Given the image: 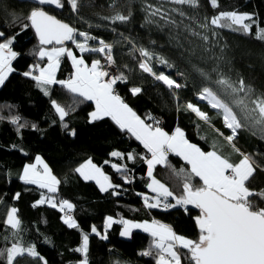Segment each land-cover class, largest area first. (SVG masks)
<instances>
[{
	"label": "trees",
	"instance_id": "trees-1",
	"mask_svg": "<svg viewBox=\"0 0 264 264\" xmlns=\"http://www.w3.org/2000/svg\"><path fill=\"white\" fill-rule=\"evenodd\" d=\"M63 2L64 7L57 9L54 5L0 0V31L13 39L11 47L18 54L12 61L13 72L0 86V249L9 248L18 240L24 247L34 246L43 257L39 260L25 254L17 257L14 264H83V254L75 249L82 244V234H87L88 264H156L155 251L151 256L140 255L148 250L152 241L150 235L133 231L130 238L123 239L120 237L122 224L115 223L106 231L107 239H101L92 228L102 235L108 217L134 223L155 220L170 226L177 235L195 240L199 230L194 218L199 210L190 205L187 212L182 207L167 211L145 207L147 168L141 157L149 154L140 143L130 133L121 131L111 118L91 121L90 113L95 111L92 101L74 96L59 84L49 86L50 94L45 96L35 81L23 75L35 65L46 63L45 58L40 60L36 54L42 46L34 29L23 27L30 23L26 17L34 7H40L75 29L97 37L89 41L90 46H98L100 39L111 44L117 75L126 77L124 82L118 80L114 89L141 119L149 124L158 121V126L169 134L179 127L186 139L203 151H212L215 144L221 155L238 162L240 156L215 131L218 129L227 136L230 130L224 127L216 110L197 97L204 81L194 66L211 72L218 65L231 79L242 77L258 93L264 92V41L255 39V34L264 28V0H218L216 8L211 6L210 0H197L195 7L170 0H79L77 12L71 10L67 0ZM149 5L160 9L164 18L149 16ZM232 11L253 18L251 34L210 24L219 13ZM117 12L126 16L130 13L129 20L113 24L102 19ZM204 24L209 27H202ZM204 36L208 37L207 41L202 39ZM3 40L0 38V42ZM65 45L73 47L71 41H66ZM133 46L167 59L173 67L157 63L155 58L151 66L155 72L169 75L183 87L169 90L143 72L139 67L142 58L139 52H133ZM95 56L99 59L100 54H84L87 61ZM63 63L57 80H66V74L71 71L69 65ZM133 87L140 88V93L133 95L130 91ZM52 100L69 111L63 122L52 108ZM189 102L206 112L211 124L187 110L185 105ZM149 116L153 119H148ZM13 117H19V124L24 126L12 124ZM65 123L67 128L63 127ZM70 131L75 135H70ZM234 144L240 152L252 155L258 164L264 165V140L259 136L240 131ZM112 152L122 153L123 159L112 156ZM129 153L135 156L134 160L127 159ZM37 156L60 181L55 193L25 184L19 178L24 167L32 164ZM168 159L177 170L188 168L177 156L169 155ZM88 160L119 187L101 191L92 180L81 177L75 169ZM114 164L122 166L124 171L117 172ZM128 174L132 175V181L125 182ZM153 175L176 195L180 194L182 183L167 168L158 165ZM197 181L198 178L193 182ZM248 186L255 190L264 188V172L257 169ZM113 192L118 194L113 195ZM41 193L51 196L58 206L60 201H68L73 205L72 210L60 211L59 207H50L48 203L33 207L41 199ZM169 200L175 203L171 197ZM12 207L17 209L21 222L17 235H13L17 230L4 223ZM65 214L76 221L78 228H69L63 222ZM0 264H6V260L0 258ZM181 264H188V261L182 257Z\"/></svg>",
	"mask_w": 264,
	"mask_h": 264
},
{
	"label": "snow or ice",
	"instance_id": "snow-or-ice-1",
	"mask_svg": "<svg viewBox=\"0 0 264 264\" xmlns=\"http://www.w3.org/2000/svg\"><path fill=\"white\" fill-rule=\"evenodd\" d=\"M115 2V0H114ZM171 3L180 5L198 6L197 0H170ZM39 5H54L57 9L64 7L63 0H36ZM73 12L79 8V0H67ZM213 8L218 7V0H210ZM149 16L164 15L158 8L148 6ZM183 15V13H180ZM129 15L117 12L111 17L102 19L110 20L111 23L127 22ZM29 24L23 27L34 29L42 46L36 53L40 60L47 58V64L41 67L35 65L23 75L35 81L45 96L50 94L49 86L59 84L74 96L83 98L84 101H92L95 104V111L90 113L91 121L101 120L105 117L111 120L120 128L131 134L144 149L148 156L141 159L147 165V176L149 183L147 187L155 197L144 196L145 207L157 208L161 205V198L164 201V208L182 207L185 211H190L189 205L199 210V214L194 218L199 230L198 239H189L177 235L170 226L161 224L153 220L151 223H133L128 220H114L108 217L105 221V228L112 224L123 225L121 236H130L134 228L142 229L152 237L148 250L140 253L142 256H151L153 251L156 254V264H181L182 257L188 264H264V188L260 190L252 189L248 182L254 176L257 169L264 172V165L258 164L250 154L240 152L234 144L240 131H247L253 136H259L264 140V92H257L251 85L245 83L241 77L233 80L220 71L219 66L214 67L211 72L204 71L194 66V70L204 81V85L197 93L201 101H206L207 105L216 110L217 117L222 119L225 128L230 130V134L225 136L218 129L215 131L223 136L225 142L232 148L233 152L240 156L238 162H232L229 157L221 155L216 145L212 151H203L197 145L190 143L185 138V133L177 127L170 135L158 126V121L153 124L146 123L141 119L122 99L114 93L113 85L117 81L124 82L126 77L123 74L110 76L100 60H93L89 66L83 55L77 57L73 51L65 46L66 41H71L81 54L85 52H96L104 55L108 66L114 64L112 57V45L100 39L98 46H90L89 41L98 38L87 32L79 31L68 23L58 20L40 7H34L26 17ZM150 23L151 20H148ZM175 23L174 21H169ZM253 18L249 14H239L235 11L221 12L210 20V24L216 28H228L231 31L251 34ZM99 27V25H97ZM202 27H209L204 24ZM199 35L198 33H194ZM213 35H216L213 32ZM82 38V39H78ZM0 86H2L8 75L13 72L12 61L16 59L17 52L13 51L11 45L12 38L5 37V33L0 31ZM205 41L207 36L202 37ZM255 39L264 41V28L256 34ZM51 45L52 47H44ZM133 52H139L142 58L139 61L140 69L152 75L156 81L162 82L169 90L183 87L169 75L163 72L154 71L151 62L155 58L157 63L166 67H173L167 59L157 56L154 52L145 48L133 46ZM67 56L71 61L73 74L67 80H57L56 72L60 67L61 58ZM222 59V58H218ZM38 73V74H34ZM212 73H215L213 77ZM183 75V73H179ZM107 78V79H106ZM133 95L140 93L141 89L133 87ZM173 95L175 92L173 91ZM82 101H74L79 103ZM52 108L58 114L61 122L69 114V111L56 100L51 101ZM187 110L193 112L200 120L211 124V118L197 105L187 103ZM19 117L11 119L12 124L19 127ZM148 119H153L151 116ZM156 125V126H154ZM35 127V126H33ZM67 128V124H63ZM70 135H75L70 131ZM169 154L180 157L188 166L187 169L177 170L169 162ZM112 156L123 159V154L112 152ZM128 160H134L132 153L127 155ZM107 163V162H106ZM160 165L167 168L172 175L177 177L182 188L179 195L170 190L165 183L157 179L153 173ZM39 166V168L37 167ZM117 172L124 171L122 166L112 165ZM42 169V170H41ZM85 180H95L100 185L101 191L109 188L119 187L113 185L108 176L104 175L91 160L86 161L75 169ZM25 184L37 185L40 189H47L48 193H55L60 181L52 174L50 168L41 157H36L35 164L26 165L23 173L19 177ZM198 181L194 183L193 181ZM125 182H128L125 178ZM118 193L113 192V195ZM138 195H140L138 193ZM175 203H170L169 198ZM19 198V193H17ZM48 203L50 207H59L60 211L72 210L73 205L68 201H60L59 206L51 197H45L41 193V199L33 205ZM63 222L69 228H78L76 221L65 214ZM4 223L11 229L17 230L13 235H17L20 230V220L17 217V209L12 207L7 211ZM92 232L107 239L106 235H101L95 227ZM89 237L82 234V244L75 251L84 256L83 264H88ZM180 249L186 251H180ZM43 260L34 246L24 247L17 240L11 247L0 249V258L6 260V264H14L17 257L24 255ZM46 264V262H45Z\"/></svg>",
	"mask_w": 264,
	"mask_h": 264
},
{
	"label": "crops",
	"instance_id": "crops-1",
	"mask_svg": "<svg viewBox=\"0 0 264 264\" xmlns=\"http://www.w3.org/2000/svg\"><path fill=\"white\" fill-rule=\"evenodd\" d=\"M66 47H68V48H70L72 51H73V53L77 56V57H80L81 55H83V58H84V54H91V55H94V53L95 52H85V53H83V54H81L80 52H79V50L78 49H76L75 48V45H73V47H70V46H67V45H65ZM52 47V46H51ZM46 59V63H44L41 67H43V66H45L46 64H47V58H45ZM62 60H61V62H60V67H59V69L57 70V72H56V76H57V74H58V72L60 71V69L62 68V66L64 65V63L63 62H65V63H67L68 65H69V67L71 68V71L69 72V73H67L66 74V78L67 79H69L70 77H71V75L73 74V72H74V69L72 68V64H71V61L67 58V56H64V57H62L61 58ZM85 59V58H84ZM93 60H98V56H95V59L93 58V59H90L89 61H87L86 59H85V62L90 66L91 65V62L93 61ZM66 79V80H67ZM93 104H94V102H93ZM94 106H95V104H94ZM131 108V107H130ZM94 109H95V107H94ZM132 109V108H131ZM133 110V109H132ZM134 111V110H133ZM105 118H109V117H105ZM175 131V130H174ZM173 133V132H172ZM171 133V134H172ZM170 134V135H171ZM131 135V134H130ZM186 138V137H185ZM139 142V141H138ZM140 143V142H139ZM141 145V147L142 148H144L143 147V145L142 144H140ZM144 150H146V149H144ZM146 152H147V150H146ZM150 155V154H149ZM169 155H174V154H169ZM175 156V155H174ZM176 157V156H175ZM179 159H181L180 157H178ZM182 160V159H181ZM146 165V164H145ZM146 168H147V165H146ZM146 180H147V176H146ZM146 189H147V194H151V195H153V197H155V193H153V192H151L149 189H148V187L146 186ZM144 201V200H143ZM149 223H151V222H149Z\"/></svg>",
	"mask_w": 264,
	"mask_h": 264
},
{
	"label": "built area",
	"instance_id": "built-area-1",
	"mask_svg": "<svg viewBox=\"0 0 264 264\" xmlns=\"http://www.w3.org/2000/svg\"><path fill=\"white\" fill-rule=\"evenodd\" d=\"M98 60H100L101 65H103L105 67V70L109 72L110 76H118L117 75V68H116V66L114 64H112L111 66H108V63H107V61H106V59H105V57H104L103 54L100 53V57H99ZM113 90H114V93L117 94V91H116V89H114V86H113ZM121 99L124 101L123 98H121ZM127 179L129 181H132V175L131 174H128L127 175ZM168 202L173 203L170 200ZM163 205H164V201H163V198H161V205H160V207H157V209H159L161 211H167V210H170L171 209V208L165 209Z\"/></svg>",
	"mask_w": 264,
	"mask_h": 264
},
{
	"label": "rangeland",
	"instance_id": "rangeland-1",
	"mask_svg": "<svg viewBox=\"0 0 264 264\" xmlns=\"http://www.w3.org/2000/svg\"><path fill=\"white\" fill-rule=\"evenodd\" d=\"M96 53V52H95ZM95 53H94V55H95ZM100 54V53H99ZM42 159V158H41ZM36 163V158H35V161L32 163V164H35ZM38 168H39V166H37ZM42 170V169H41ZM100 170H101V168H100ZM101 172H102V170H101ZM23 173V172H22ZM105 175V174H104ZM146 176H147V174H146ZM90 180H92V179H89L88 181H90ZM95 184H97L96 183V181L95 180H92ZM146 186H147V184L150 182L149 181V178H148V176H147V180H146ZM97 186L99 187V189H100V185H98L97 184ZM110 189V188H109ZM149 189V188H148ZM47 190V189H46ZM101 190V189H100ZM145 196H148V197H150V198H152L153 197V195H151V194H145ZM144 197V196H143ZM144 200V199H143ZM191 206V205H190ZM106 221V220H105ZM134 223V222H133ZM135 223H141V222H135ZM142 223H144V222H142ZM149 223V222H148ZM122 226V230L121 231H123V225H121ZM103 229H104V231H103V234L102 235H105L106 234V231L107 230H109L111 227H109V228H105V222H104V225H103ZM133 231H140V232H142V233H145V234H148V233H146V232H144L142 229H138V228H134V229H132L131 230V233L133 232ZM121 233V232H120ZM131 235V234H130ZM149 235V234H148ZM120 237H122L123 239H128V238H130V236H121L120 235Z\"/></svg>",
	"mask_w": 264,
	"mask_h": 264
},
{
	"label": "water",
	"instance_id": "water-1",
	"mask_svg": "<svg viewBox=\"0 0 264 264\" xmlns=\"http://www.w3.org/2000/svg\"><path fill=\"white\" fill-rule=\"evenodd\" d=\"M22 1L31 2V3L36 4L37 6H45V5H39L38 3H36V0H22ZM48 46H51V45H48Z\"/></svg>",
	"mask_w": 264,
	"mask_h": 264
}]
</instances>
